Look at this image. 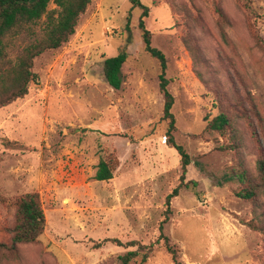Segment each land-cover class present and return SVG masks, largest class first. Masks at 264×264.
Segmentation results:
<instances>
[{
	"label": "rangeland",
	"instance_id": "374dc122",
	"mask_svg": "<svg viewBox=\"0 0 264 264\" xmlns=\"http://www.w3.org/2000/svg\"><path fill=\"white\" fill-rule=\"evenodd\" d=\"M140 1L150 8L152 46L168 61L176 129L163 119L143 11L129 0H94L70 41L35 60L29 94L0 109V243L10 242L22 195L39 193L47 220L37 243L1 253L0 264H122L135 243L154 251L130 264H176L160 236L165 219L183 264H264V188L254 202L236 195L237 173L260 182L264 158V0ZM26 46L18 42L9 57ZM121 53L115 90L104 62ZM221 112L231 119L223 133L208 128ZM171 138L191 159L181 187ZM110 155L119 167L99 182Z\"/></svg>",
	"mask_w": 264,
	"mask_h": 264
},
{
	"label": "trees",
	"instance_id": "16d2710c",
	"mask_svg": "<svg viewBox=\"0 0 264 264\" xmlns=\"http://www.w3.org/2000/svg\"><path fill=\"white\" fill-rule=\"evenodd\" d=\"M94 0H0V109L25 98L29 94L31 83L35 79L33 72L35 60L47 51L58 50L76 34L81 17L87 12ZM134 8L142 10L139 20V29L145 49L154 59L158 60L161 67L160 90L165 98L164 117L169 121L171 130L174 131L175 117L172 113L174 97L168 90L169 80L166 78L168 61L165 54L152 46V33L147 29L145 19L149 17L150 8L140 0H129ZM56 5L53 10H48L51 3ZM221 20L225 15L220 7L216 9ZM45 21L42 30L37 31L42 19ZM257 41H258V37ZM18 42L27 43V46L19 53L16 60L9 57L10 50ZM259 46L264 49V41H258ZM127 61V54L121 53L111 57L104 62V75L109 85L119 90L123 84L122 68ZM230 117L221 112L208 126L219 133L230 125ZM171 145L177 150L181 157L182 175L181 186L185 184L188 167L191 165L190 156L183 146L177 145L171 138ZM119 167V160L110 155L100 161L96 173V180L108 182L114 178V173ZM260 182L252 181L244 171H239L237 176L243 182L242 188L236 195L246 201L254 202L260 191L264 188V158L258 164ZM179 188L175 189L167 199V205L177 197ZM16 216L10 242L0 243V254L7 252L17 256L20 245L35 244L43 236L47 220L42 206L39 193L33 192L20 196L15 203ZM160 226L161 239L167 252L172 256L176 264H183L179 260L178 252L171 245L170 239L164 234V224ZM264 232V227L260 229ZM115 243L121 244L119 241ZM134 244V243H133ZM139 246L136 252L127 253L122 257V264H130L138 256L142 255V262L145 263L154 251V245L146 246L135 243ZM133 246V245H130Z\"/></svg>",
	"mask_w": 264,
	"mask_h": 264
}]
</instances>
